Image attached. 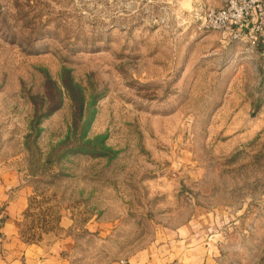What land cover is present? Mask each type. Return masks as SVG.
Wrapping results in <instances>:
<instances>
[{
    "label": "rangeland",
    "instance_id": "1",
    "mask_svg": "<svg viewBox=\"0 0 264 264\" xmlns=\"http://www.w3.org/2000/svg\"><path fill=\"white\" fill-rule=\"evenodd\" d=\"M223 4L0 0L26 241L68 238L70 264H264V55L200 26Z\"/></svg>",
    "mask_w": 264,
    "mask_h": 264
},
{
    "label": "crops",
    "instance_id": "2",
    "mask_svg": "<svg viewBox=\"0 0 264 264\" xmlns=\"http://www.w3.org/2000/svg\"><path fill=\"white\" fill-rule=\"evenodd\" d=\"M202 4L220 6L224 0H200ZM226 45L240 47V52L264 55L262 41L247 44L221 34ZM31 190L24 185L21 174L11 168H0V264H70L66 256L69 239L54 240L48 246L26 241L21 227L29 207ZM135 258L110 264H136Z\"/></svg>",
    "mask_w": 264,
    "mask_h": 264
},
{
    "label": "built area",
    "instance_id": "3",
    "mask_svg": "<svg viewBox=\"0 0 264 264\" xmlns=\"http://www.w3.org/2000/svg\"><path fill=\"white\" fill-rule=\"evenodd\" d=\"M196 18L202 28L228 32L235 41L264 43V0H225L223 6L203 9Z\"/></svg>",
    "mask_w": 264,
    "mask_h": 264
},
{
    "label": "trees",
    "instance_id": "4",
    "mask_svg": "<svg viewBox=\"0 0 264 264\" xmlns=\"http://www.w3.org/2000/svg\"><path fill=\"white\" fill-rule=\"evenodd\" d=\"M29 210H30V209H29V207H28V211H29ZM28 211H27V212H28ZM20 231H21V234H22V230H20ZM22 235H23V234H22Z\"/></svg>",
    "mask_w": 264,
    "mask_h": 264
}]
</instances>
